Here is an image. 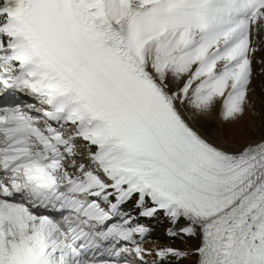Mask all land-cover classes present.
<instances>
[{"label": "snow or ice", "instance_id": "1", "mask_svg": "<svg viewBox=\"0 0 264 264\" xmlns=\"http://www.w3.org/2000/svg\"><path fill=\"white\" fill-rule=\"evenodd\" d=\"M261 31L264 0H0V264H264ZM132 200L199 245L145 248Z\"/></svg>", "mask_w": 264, "mask_h": 264}, {"label": "bare ground", "instance_id": "2", "mask_svg": "<svg viewBox=\"0 0 264 264\" xmlns=\"http://www.w3.org/2000/svg\"><path fill=\"white\" fill-rule=\"evenodd\" d=\"M253 40L254 43L256 42V34H253ZM259 51L255 53V56L253 58V68L255 71L254 76V82L253 86L255 88L254 92H251L249 94V98L253 101H256V108L257 111L260 110L261 104L264 103V73H261L259 69L261 68V65L258 64L256 61L259 58H264V31H261L260 38H259ZM257 69V70H256ZM179 107V105H178ZM219 105H217V108ZM247 114L244 118V120L241 121V126H248L247 125ZM200 124L206 127L209 132L213 134V139L217 140V142H220L223 140V137H216V130L217 129H229L233 127H237L236 125H226L223 124L220 120L219 116L217 115V112L214 110L210 114L201 117L200 118ZM199 126V125H198ZM262 130L261 126V119L259 116L256 117L254 124L249 127V131L246 132L243 136L240 137L241 141H249L256 139L259 137ZM186 222L181 219L177 224L171 225V226H162L159 229L155 230L152 235H149L145 239V245L151 246V245H165L168 244L169 239H171V244L173 247H177L181 250H190L192 248L196 247V244L198 242V236L192 237V236H184L181 235L183 238L181 240H178L177 238L173 236L168 235V229L172 228L173 231L178 232L179 228L184 226ZM194 257H188L183 260H176L173 257H169L166 264H194Z\"/></svg>", "mask_w": 264, "mask_h": 264}, {"label": "rangeland", "instance_id": "3", "mask_svg": "<svg viewBox=\"0 0 264 264\" xmlns=\"http://www.w3.org/2000/svg\"><path fill=\"white\" fill-rule=\"evenodd\" d=\"M257 70V69H256ZM252 100V99H251ZM256 103V101H254Z\"/></svg>", "mask_w": 264, "mask_h": 264}]
</instances>
